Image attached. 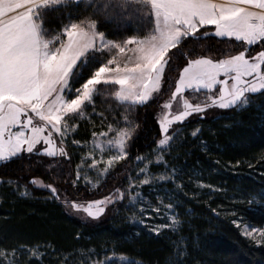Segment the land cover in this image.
<instances>
[{
  "label": "snow or ice",
  "instance_id": "snow-or-ice-1",
  "mask_svg": "<svg viewBox=\"0 0 264 264\" xmlns=\"http://www.w3.org/2000/svg\"><path fill=\"white\" fill-rule=\"evenodd\" d=\"M83 2L0 0V168L17 164L20 171L25 166H36L47 168L50 173L63 172L61 158L65 163L72 162L68 137L79 127V121L92 116H98L101 124L107 121L104 112L96 110L99 97L107 93L102 103L110 99L131 111L151 107L156 96L170 91L160 111L151 113L154 127L148 124V114L141 122H133L125 115L124 127H119L114 117L113 123L107 124V131H93V152L81 157L75 179L70 178V173L67 184L74 187L83 179L95 189L98 181L94 183L82 175L85 165L89 170L95 169L98 176L107 177L116 165L128 159L138 140L149 138L146 146L155 145V163L165 171L154 177L149 172L152 160L137 155L138 162L149 161L138 174L145 177L140 184L148 185L152 178L159 183L172 182L180 170L171 168L162 153L179 138V129L174 125H182L188 117L204 114L210 108L248 107L252 96L264 95V0H107L103 5L105 16L116 20L135 17L148 26L146 34L119 40L108 38L99 30L104 25L87 15L74 19L69 13L66 23L61 17L56 28L49 26L51 13L69 3L79 8ZM91 3L89 0V7ZM217 44H237L238 48L231 54ZM171 72L176 75L169 84ZM201 93L206 97L204 103H192L187 98ZM174 105L179 106L176 112ZM89 108L91 115L87 114ZM71 143L81 142L73 139ZM96 149L99 157L94 155ZM106 151L112 154L105 160ZM135 179L128 177L132 191L137 186ZM30 183L47 190L50 198L59 200L65 208L83 214L85 222L99 220L109 205L121 203L129 192L117 187L101 199L77 201L67 195L61 198L59 186L53 183L46 184L35 177ZM0 184L15 185L12 190L21 197L30 195L27 185L19 191L17 181L0 177ZM143 199L135 191L129 207ZM150 207H141V215ZM176 207L167 205L172 213ZM154 211L160 213L159 208ZM172 223H179L175 214ZM160 230L156 227L151 231L158 237ZM257 231L261 238L257 242H264V229L246 226L243 234L256 240L253 233ZM10 251L8 260L9 250L0 249V264H20L17 254L28 253L32 259L42 255L38 246L29 249L21 245ZM181 253L186 256L187 248L174 252L175 259L169 264H184ZM103 264L113 261L109 258Z\"/></svg>",
  "mask_w": 264,
  "mask_h": 264
},
{
  "label": "trees",
  "instance_id": "trees-1",
  "mask_svg": "<svg viewBox=\"0 0 264 264\" xmlns=\"http://www.w3.org/2000/svg\"><path fill=\"white\" fill-rule=\"evenodd\" d=\"M105 3L107 0H92L89 7V0H84L79 8L69 3L50 14L49 26L56 28L61 17L66 23L71 13L74 19L77 16L83 19L85 15L97 19L98 25H104L99 30L110 39L147 33L146 22L135 17L116 20L105 16ZM217 47L235 54L238 45L217 44ZM212 54H216L215 50ZM175 75L168 73L169 84ZM170 94L169 91L156 96L150 102L151 107L128 111L110 99L102 103L107 98L105 93L97 99L96 110L104 112L107 121L101 124L98 116L79 121L74 138L88 142L96 128L103 129L113 123L114 117L120 125L125 115L133 122H141L148 114V124L154 127L151 113L159 112L161 102ZM91 112L89 108L87 114ZM177 127L179 138L163 153L167 164L180 170L174 183L166 185L179 213L177 229L164 230L157 237L130 224L120 208L97 224H85L70 217L59 200L50 198L47 190L35 187L30 180L35 177L46 184L58 185L61 198L87 194L78 185L67 184L70 173V178L75 179V158L71 153L70 164L61 159L63 172L50 173L49 169L36 166L30 169L25 166L20 171L17 164L0 168L3 180L17 181L21 192L27 185L30 193L21 197L13 192L15 185L0 184V249L9 250L7 259L11 260L12 248L23 245L29 249L38 246L42 255L32 259L28 253L17 254L20 264H91L106 255L122 256L137 264H169L175 259L174 252L187 248L186 256L181 253L184 264H264V242L247 239L235 224L240 221L253 229H264V196L261 195L264 193V95L252 96L248 107L229 109L203 119L196 117ZM196 130L199 131L193 136ZM150 140H138L127 161L89 198L99 199L107 189L124 184L136 156L145 157L156 149L155 145L146 146Z\"/></svg>",
  "mask_w": 264,
  "mask_h": 264
},
{
  "label": "rangeland",
  "instance_id": "rangeland-1",
  "mask_svg": "<svg viewBox=\"0 0 264 264\" xmlns=\"http://www.w3.org/2000/svg\"><path fill=\"white\" fill-rule=\"evenodd\" d=\"M154 96H156V94H154ZM187 98L190 99V101L192 103H204V102H206V97H205V95L203 93L198 94V95H195V96L188 95ZM167 99H165V101ZM164 102H161V105ZM161 105H160V109H161ZM178 108H179L178 105H174L173 112H176L178 110ZM227 110H229V109H227ZM227 110H223V109H219V108H210L204 114H193L192 116L188 117L187 120L184 121V123L186 121H189L190 119H193V118H196V117L203 116L205 118L207 116H213V115L217 114L218 112L227 111ZM124 126L125 125H124V121H123L122 124L120 123L119 127H124ZM177 126L178 125H174V127H177ZM96 130H97V133L102 132V131H107V125L103 129L96 128ZM74 136H75L74 133H70L69 134L67 147H68L69 152L74 154V158H75L74 177H75L76 166L81 163V157L82 156H87L89 152H93V136L91 137V139L88 142H81L80 145H73L71 143V141L73 139L75 140ZM96 139H97V141H99L100 138L97 137ZM111 154H112L111 152L106 151L104 153L105 160ZM94 155L97 156V157H99V155H100L99 149H96L94 151ZM145 157L150 158L152 160V163L149 164L148 159H145L142 162H138L136 160L132 164L133 167L131 166L132 167V171L126 177L125 183L122 184V185H120V186H115V187H112L111 189H107V191H105L104 195H102L99 198V199H101L104 196L113 193L117 187H120L121 190L129 189L128 177H132V178H136L134 180V182L137 185L135 191H139L141 193L142 197L144 198L141 203H137L135 207H129V204H130V196L131 195H135V191H132L131 189H129V192L127 194V197L121 203H117V204H114V205H109L108 208H107V210H106V212H105V214L102 215L99 220H89V221L85 222L84 219L82 218V215L83 214H76V213L72 212L71 210H69V209H67V208H65L63 206L64 209H65V212L70 217H72V218H74L76 220H79L82 223H85V224H97V223L105 220L106 217L110 213H112L113 211L118 212L119 211V208H120V210L122 209V211H124V214H125L124 217L126 218V220L130 224H132L133 226H135L136 228H138L139 230L147 231L149 233H154L151 230L153 228H156V227H160L161 228L160 232H162L164 230H169V231L172 230L173 231V230L177 229L180 222L177 223V224H173L172 223V215L173 214L176 215V218L179 221V213L177 211V208H175V213L170 212L168 210V208H167V205L169 203L174 204L172 202L173 200L171 198H169V196H168V194H169L168 190L169 189L166 186L168 182L167 183H159L156 178H152V182L150 184H148V185H141L140 184V181H142L145 177L143 175H139L138 176V174L140 173V170L142 168H144V166L146 164H149V172L151 174H153L154 177H158L162 172L165 171V169L163 167L161 169L155 163V159H156V149H154L149 155H147ZM61 159L63 160L64 158H61ZM123 162L124 161H121L118 165H116L115 168L109 173V175L107 177H100V176H98V173H97V171L95 169L89 170V168L87 167V165H85L84 171H83L82 175L84 177H87L88 180H90V181H92L94 183L98 181V187H96L95 189H93L90 185H86L85 184V181L82 179L77 185L80 187L79 188L80 190L86 191L87 194L84 195V194H78L77 193L76 195H67V196L70 199H76L77 201H84V200H92V199H95V198H89V196L91 197L92 194H93L92 192L95 191V190H98L101 187L102 183H105L107 181V179L109 178V176L113 172H115L116 170H118L117 168ZM125 165H127V164H125ZM128 166H129V164H128ZM169 175H171V173H169ZM89 191H91V192H89ZM164 194H165L166 197L164 196ZM86 195H87V197H86ZM147 205H150L151 206L149 208V211L146 212L144 215H141L139 209L141 207H145ZM156 208H159L160 209V213L159 214H157L154 211V209H156ZM149 216L151 217L150 219L148 218ZM133 217H135V220H136L135 223L133 222ZM141 221H143V223H141ZM235 224H236V226H237V224H239V227L238 226L237 227L240 230L241 234L244 237H246L247 239L251 240L252 242L258 243L257 241L261 239L260 236H259V232L258 231L253 233V235H255L257 237V239L254 240L251 237H248V236H246V235L243 234L244 231H245V228H246V225L245 224H243L240 221L235 222ZM163 225H168V227H161ZM251 229H253V228H251ZM109 258L112 259L113 264H125L126 261H132V260L127 259V258L122 257V256L106 255L101 260L96 261V262H97V264H103V262L106 259H109Z\"/></svg>",
  "mask_w": 264,
  "mask_h": 264
}]
</instances>
